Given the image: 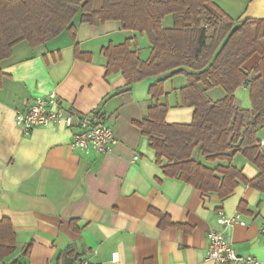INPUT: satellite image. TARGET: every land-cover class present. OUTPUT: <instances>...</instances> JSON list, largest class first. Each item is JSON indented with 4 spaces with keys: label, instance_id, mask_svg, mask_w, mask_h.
I'll list each match as a JSON object with an SVG mask.
<instances>
[{
    "label": "crops",
    "instance_id": "1",
    "mask_svg": "<svg viewBox=\"0 0 264 264\" xmlns=\"http://www.w3.org/2000/svg\"><path fill=\"white\" fill-rule=\"evenodd\" d=\"M213 3L236 24L264 20V0ZM74 25L75 37L64 32L36 47L21 42L0 63V221L10 222L16 241L15 252L0 264H215L205 260L206 235L220 210L227 216L240 213L244 221L229 230L236 253L264 263V194L240 184L220 200L165 177L156 152L135 127L153 105L149 88L159 79L165 80V95L158 102L169 106L165 122L190 124L193 108L181 107L180 97L187 84L173 88L176 76L164 75L127 88L121 73L105 77L102 49L135 38V50L145 62L151 53L146 37L123 31L115 22L88 26L78 17ZM171 25L166 18L164 28ZM75 48L90 54V61L76 59ZM263 59L264 54L255 55L245 64L251 78L256 67L264 76ZM248 91L241 86L234 94L242 110L251 108L243 96ZM50 93L78 113L104 115L114 127L111 152L96 156L70 148L75 131L63 126L24 136L15 113ZM256 137L264 143V129ZM192 160L216 167L197 150ZM231 163L248 181L259 175L241 155Z\"/></svg>",
    "mask_w": 264,
    "mask_h": 264
},
{
    "label": "trees",
    "instance_id": "2",
    "mask_svg": "<svg viewBox=\"0 0 264 264\" xmlns=\"http://www.w3.org/2000/svg\"><path fill=\"white\" fill-rule=\"evenodd\" d=\"M77 15L81 25L119 23L121 30L145 36L150 45L145 62L135 50V38L102 49L107 60L105 77L121 73L127 88L164 75L187 78L180 97L181 107L193 108L190 124L165 122L169 106L158 102L165 95L164 79L150 86L153 105L147 117L135 123L156 152V164L165 177L202 194H216L220 200L227 199L240 184L264 194V151L256 137L264 129V76L256 67L251 78L244 68L253 56L263 57L264 20L236 24L213 0H0V63L21 42L36 47L64 32L75 37ZM168 17L172 25L166 29L163 22ZM75 57L91 59L76 48ZM241 86L248 87L250 110L236 104L234 94ZM213 88L224 91L222 100L206 98L205 92ZM196 150L216 167L193 161ZM237 155L257 168L259 175L254 180L245 179L232 165ZM162 218L160 226L164 227ZM15 250L13 228L4 219L0 221V260Z\"/></svg>",
    "mask_w": 264,
    "mask_h": 264
},
{
    "label": "built area",
    "instance_id": "3",
    "mask_svg": "<svg viewBox=\"0 0 264 264\" xmlns=\"http://www.w3.org/2000/svg\"><path fill=\"white\" fill-rule=\"evenodd\" d=\"M15 124L26 137L35 129L48 126H63L74 130L70 148L92 150L96 156L108 154L116 145L114 127L106 123L104 115L78 113L67 107L55 93L37 97L26 110L16 112ZM260 144L264 146V143ZM215 217V228L210 229L206 235V261L215 264H264L252 256L237 254L233 247L229 230L234 226L245 225L240 213L227 216L220 210ZM77 264L96 263L82 260Z\"/></svg>",
    "mask_w": 264,
    "mask_h": 264
},
{
    "label": "rangeland",
    "instance_id": "4",
    "mask_svg": "<svg viewBox=\"0 0 264 264\" xmlns=\"http://www.w3.org/2000/svg\"><path fill=\"white\" fill-rule=\"evenodd\" d=\"M78 19V15L76 17ZM143 47V46H141ZM146 47V46H145ZM143 49V48H142ZM145 51V50H144ZM255 59H252L248 64H252L254 62ZM184 84H187V78L183 75H179V76H176L173 81H172V85L174 86L173 88H177L179 89L180 87H182ZM249 92V91H248ZM206 94V92H205ZM224 91L221 89V88H213L211 90H209L207 92V98L212 101V102H217V101H220L222 100V98H224ZM245 96L246 99H248L247 101L250 102V99H249V93H243Z\"/></svg>",
    "mask_w": 264,
    "mask_h": 264
}]
</instances>
